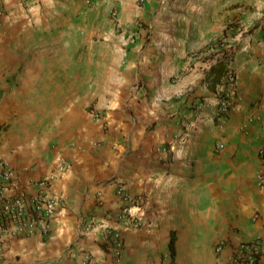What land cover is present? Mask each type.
I'll list each match as a JSON object with an SVG mask.
<instances>
[{
    "label": "crops",
    "instance_id": "crops-1",
    "mask_svg": "<svg viewBox=\"0 0 264 264\" xmlns=\"http://www.w3.org/2000/svg\"><path fill=\"white\" fill-rule=\"evenodd\" d=\"M163 2L0 0V158L19 189L54 175L62 201L49 232L12 240L0 264H223L242 240L264 249V15L229 63L235 108L222 116L227 74L214 82L211 60H187L215 36V7ZM137 19L147 26L122 59L116 27ZM119 186L135 198L127 229ZM107 227L123 230L121 258Z\"/></svg>",
    "mask_w": 264,
    "mask_h": 264
},
{
    "label": "built area",
    "instance_id": "built-area-1",
    "mask_svg": "<svg viewBox=\"0 0 264 264\" xmlns=\"http://www.w3.org/2000/svg\"><path fill=\"white\" fill-rule=\"evenodd\" d=\"M237 80L235 70H229L226 75V86L218 94L219 114L222 116L229 115L235 108L232 97ZM218 148L223 149L224 144L219 143ZM261 151L264 155V145ZM53 178L54 175H50L36 179L32 181L30 188L19 189L16 171L7 161L0 158V260L3 259L7 245L12 240L32 235L37 231L44 234L49 232L52 219L62 208L61 199L51 190ZM261 180L264 181V167ZM117 192L124 201V207L116 217L125 222L126 229L131 224L138 225L137 214L133 213L130 207L135 198L124 186H119ZM93 224V221L87 222L81 232H89ZM105 231L109 235L111 250L121 258L125 247L123 230L107 227ZM227 244L225 241L218 242L215 246L216 253H222ZM263 251L261 238L242 240L235 245L232 255L223 264H262ZM77 264L98 263L87 255L85 260Z\"/></svg>",
    "mask_w": 264,
    "mask_h": 264
},
{
    "label": "rangeland",
    "instance_id": "rangeland-1",
    "mask_svg": "<svg viewBox=\"0 0 264 264\" xmlns=\"http://www.w3.org/2000/svg\"><path fill=\"white\" fill-rule=\"evenodd\" d=\"M170 2L171 0H164V2L161 3V8H166L167 5L169 6ZM178 2V7L175 8L176 11L191 15L192 12L200 11L201 8L206 9L209 6H214L216 11L214 16L219 17V19H215L217 25H215L213 31L215 35L213 39L208 42L205 47L199 50H191L187 53V60L189 63L188 69L193 68L192 63L198 60H204L207 65H210V63H208L209 60H211L212 63H215L217 59L224 56L225 50H232L236 53V50H239V48L245 45L244 41L245 38H247V35L250 34V29H254L255 27H257L256 23L258 22L257 19L260 18V13L264 15V6H262V0H230V3H227V0H178ZM137 3L141 5L143 4V1L137 0ZM224 15H226V17L222 20ZM171 21L172 24L176 22L181 23L182 21L187 23L189 19H182L178 16ZM146 23L147 22L145 20L140 21L139 19H137L134 22V27L131 26L127 29H124L123 26L116 27L117 35H125L124 42L120 46L122 52V59L128 58L131 47L129 46V44L135 42L136 35L130 33L136 32L137 27L139 29L145 28L147 26ZM200 23H209L213 26L214 22L211 20L203 19L200 20ZM205 27H207V25ZM172 31H174V26H172ZM173 35H176L175 31L173 32ZM198 36L199 35L194 34L192 37L195 39ZM103 39L104 38H101V41H103ZM247 49V51H249V48ZM229 70H235V68L233 67ZM143 82L144 78L139 79L135 85L137 86L138 84L139 86H142L144 85ZM40 120L42 123H46L48 121L47 123L51 124L53 118L40 117Z\"/></svg>",
    "mask_w": 264,
    "mask_h": 264
},
{
    "label": "trees",
    "instance_id": "trees-1",
    "mask_svg": "<svg viewBox=\"0 0 264 264\" xmlns=\"http://www.w3.org/2000/svg\"><path fill=\"white\" fill-rule=\"evenodd\" d=\"M235 58V52L230 50L224 51V56L222 58L217 59L216 63H213L210 67L207 77L206 78H212L215 81L218 79L221 80V78L227 74L229 71V63L233 61ZM175 242H176V236L173 234L171 242H170V249L172 251V254L175 252Z\"/></svg>",
    "mask_w": 264,
    "mask_h": 264
}]
</instances>
